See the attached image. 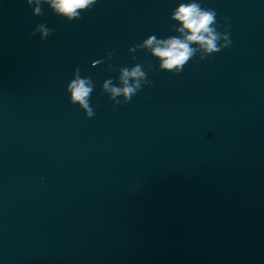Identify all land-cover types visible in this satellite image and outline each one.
Listing matches in <instances>:
<instances>
[{
    "label": "water",
    "instance_id": "obj_1",
    "mask_svg": "<svg viewBox=\"0 0 264 264\" xmlns=\"http://www.w3.org/2000/svg\"><path fill=\"white\" fill-rule=\"evenodd\" d=\"M182 2L97 0L69 22L0 0V264H264V0H198L232 43L204 60L192 43L178 74L129 52L183 39ZM136 64L151 85L114 105L103 83Z\"/></svg>",
    "mask_w": 264,
    "mask_h": 264
},
{
    "label": "clouds",
    "instance_id": "obj_2",
    "mask_svg": "<svg viewBox=\"0 0 264 264\" xmlns=\"http://www.w3.org/2000/svg\"><path fill=\"white\" fill-rule=\"evenodd\" d=\"M25 3L31 7L34 16L43 15L42 6L47 5L52 13L71 22L80 19L83 12L91 11L97 0H25ZM33 4L36 5L35 8H32ZM216 17L217 13L214 9L202 8L198 0H189L188 3L182 2L174 9L171 20L179 21L182 25V27L176 28L175 31L181 33L183 39L170 36L157 41L153 35L144 41L142 45L136 44L130 47L129 52H134L139 47H147L151 49L155 57L159 58L161 69L178 74L197 51V49L190 46L192 43L198 44L204 53L200 56V60H204L206 56L218 53L231 45L232 41L227 28L223 33L217 31ZM37 32L40 33L41 40H44L54 32V29L47 27L45 24H37L30 36H35ZM220 40H223L222 44L219 43ZM153 45L155 46L153 47ZM108 55L111 57L112 53H108ZM142 69L141 64H136L131 69L127 67L120 68L122 87H110L111 80L103 83V92L111 93L109 98L114 105L130 102L143 85H151L152 81L147 80L146 71ZM150 70L151 66L148 68V71ZM141 80L144 81V84H141ZM93 88L91 78H82L80 69L76 68L74 79L68 83L66 89L70 93V102L79 105L87 118L94 116V110L89 103ZM118 96H123V101L116 99Z\"/></svg>",
    "mask_w": 264,
    "mask_h": 264
}]
</instances>
